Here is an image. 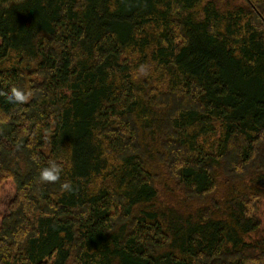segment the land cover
Returning a JSON list of instances; mask_svg holds the SVG:
<instances>
[{"label":"trees","instance_id":"obj_1","mask_svg":"<svg viewBox=\"0 0 264 264\" xmlns=\"http://www.w3.org/2000/svg\"><path fill=\"white\" fill-rule=\"evenodd\" d=\"M14 86L0 264H264V0H0Z\"/></svg>","mask_w":264,"mask_h":264},{"label":"clouds","instance_id":"obj_2","mask_svg":"<svg viewBox=\"0 0 264 264\" xmlns=\"http://www.w3.org/2000/svg\"><path fill=\"white\" fill-rule=\"evenodd\" d=\"M139 72L141 75H146V68L144 65L140 66ZM0 95H5L7 101L9 103H27L32 95L30 91L26 92L21 90L20 88L17 87H12L10 89V93H2L0 92ZM62 167L61 165L55 163V162H50L48 166L43 167L40 171V180L42 182H47V183H55L60 180V174L62 172ZM61 187L65 190L71 191L72 187L69 182H65L61 185Z\"/></svg>","mask_w":264,"mask_h":264},{"label":"rangeland","instance_id":"obj_3","mask_svg":"<svg viewBox=\"0 0 264 264\" xmlns=\"http://www.w3.org/2000/svg\"><path fill=\"white\" fill-rule=\"evenodd\" d=\"M205 1H207V0H205ZM263 209H264V207H263Z\"/></svg>","mask_w":264,"mask_h":264}]
</instances>
